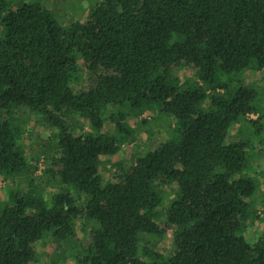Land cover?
Here are the masks:
<instances>
[{
    "label": "trees",
    "instance_id": "16d2710c",
    "mask_svg": "<svg viewBox=\"0 0 264 264\" xmlns=\"http://www.w3.org/2000/svg\"><path fill=\"white\" fill-rule=\"evenodd\" d=\"M182 65L196 79L178 78ZM260 72L264 0H99L63 26L45 0H0V176L10 180L0 264H42L35 244L72 237L82 219L97 226L76 264H264V234L244 235L258 185L246 172L249 141L228 133L234 123L260 129L246 117ZM147 109L171 119L167 137L148 132L144 151L102 183V157L130 135L127 117ZM30 116L54 129L57 155L39 182L20 143ZM164 181L176 190L158 215ZM167 234L165 255L150 241Z\"/></svg>",
    "mask_w": 264,
    "mask_h": 264
},
{
    "label": "rangeland",
    "instance_id": "374dc122",
    "mask_svg": "<svg viewBox=\"0 0 264 264\" xmlns=\"http://www.w3.org/2000/svg\"><path fill=\"white\" fill-rule=\"evenodd\" d=\"M99 0H45V4L51 9L55 18L61 25H67L71 21H83L86 17L88 9ZM178 78L196 79L195 71L184 65L176 69ZM243 81L246 79V73L240 75ZM258 87V95L255 105L257 112L249 113L246 117L248 120H257L260 129L254 131V127L250 123H234L228 128L229 137L237 135L238 139L249 141L248 156L249 167L247 175L257 180L256 190L252 199H248V210L251 211L245 225V236L249 241L256 240L264 234V143L258 144L259 140L264 138V72L256 73L255 76L249 77ZM79 85L77 84L76 87ZM115 108L109 106L108 111H114ZM105 116V115H104ZM155 109H147L140 115L128 116L126 123L131 127L130 135L121 145V148L109 157H102L98 170L101 182H107L111 179L115 164H130L134 158L141 154L145 149V141L147 133L151 132L159 139H165L167 136L166 126L171 123V119L162 115L158 117L157 122L152 120V117H157ZM144 118L148 122L141 123ZM85 123V122H84ZM90 128L85 123L84 130ZM102 130L107 132L114 131L113 123L105 118ZM54 129L49 127V124L42 118L30 116L25 123V130L20 138V143L23 147L25 157L31 162V175L36 178V181H41L38 177L41 176L45 168V159L50 157L55 158L57 155L55 149V139L53 137ZM36 165V167L34 166ZM35 167V168H34ZM42 183V182H41ZM10 180H4L0 176V200L2 203L7 200L8 188ZM45 187L46 194L54 190V187L49 184H42ZM159 193L161 203L155 207L158 215L162 214L161 209L166 206L170 198L173 197L176 184L172 181H164L156 186ZM20 190L26 189V183L21 181ZM254 212V213H252ZM160 218L162 217L159 216ZM94 222V224H93ZM82 219L75 221V233L72 237L66 240H57L51 237H45L35 244V249L42 261V264H76L75 255L79 253V244H85L88 241V230L90 225L97 226V222ZM153 243L158 251L166 254L171 253L172 244L171 236L166 235L162 239H153ZM82 243V244H81Z\"/></svg>",
    "mask_w": 264,
    "mask_h": 264
}]
</instances>
